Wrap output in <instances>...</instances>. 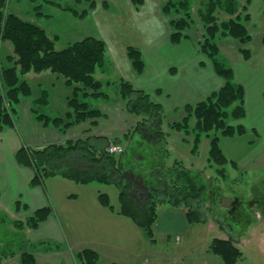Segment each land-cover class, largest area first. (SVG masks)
<instances>
[{"label": "rangeland", "instance_id": "1", "mask_svg": "<svg viewBox=\"0 0 264 264\" xmlns=\"http://www.w3.org/2000/svg\"><path fill=\"white\" fill-rule=\"evenodd\" d=\"M93 1L96 2L95 9L91 8V2L88 0H82L80 3L77 0H38L37 2L8 0L12 12L28 21L49 26L47 33L51 37H55V34L58 35L56 37L57 49H62L74 41L89 36L96 37L95 35H98L97 38L103 39L107 44L105 66L97 71L96 79L105 84L103 91L109 95L112 103L121 102L120 106H125L123 104L125 100L122 99L119 91L122 81H128L135 88L145 90L147 93H149L148 89H152L154 86L159 87L149 93L151 96L153 95L154 99L158 97V91L162 86L168 89L167 85L170 84V80L175 83L172 95L166 97V104H164L169 107L165 111L164 129L168 135V150L172 154L169 160L164 161L166 169L171 168L176 159L183 161L194 172H203L207 178L213 180L211 182L214 188L212 193H214V197L220 195L217 197L220 202L224 197L239 202L233 208L234 210L224 209L221 205H217L214 210H211L207 222L201 224H189L185 219L181 220V217H184V209L173 208L166 204L161 205L159 219L154 227V241L130 220L133 230L123 242V245L127 246V252L132 251L133 256L138 255V264H141L145 257H149L157 264L173 261H179L180 264H225L221 257L211 251L210 246L216 238L228 240V237H232L243 252L240 264H264V45L262 43L264 39V0H237L239 10L234 18L240 16L241 22L247 26L252 37L249 43L241 44L240 41L230 36H223L222 33L216 40L220 46L219 59L223 61L225 67L234 70L235 84L242 85L245 90L244 118L236 120L230 117L226 122L233 127L242 125L247 132L243 136L236 135L235 137H225L221 131L212 132L211 137L203 135L198 155H192V145L181 140L184 139V134L170 128L169 124L183 120L186 116L184 107L187 104L195 105L206 100L226 83L214 70L213 62L201 51L202 43L207 37L208 26L205 16L207 15L208 0H191L192 22L184 33L188 39L180 45H174L171 42V35L174 33L171 21L180 19L184 15L177 10L172 11L171 15L165 14L164 8L170 0H141V3L139 0ZM173 1L178 4L181 0ZM247 3H249L248 11H244L243 8ZM39 5L41 7L36 9ZM85 12H87V16L83 15ZM247 15L250 16V21L246 20L245 16ZM210 18H214L217 24L221 25L233 17L228 15L223 8L217 7ZM130 46L138 48L142 52L146 66L148 63L150 64V60L153 61V58L157 56L160 60L158 64L163 62L162 65L164 64L168 70L167 75L157 79L156 76L151 75L150 71H146V75L138 76L127 57V48ZM241 49L251 51L252 58L249 61L244 59L240 52ZM13 55V46L9 42L0 40V77H2L3 68L12 62L7 58ZM196 66H198L200 91L203 90L204 82L209 78V74L213 76L214 84L210 86V90L199 93L194 90L196 94L190 96L191 89H194L190 84V78L192 72L196 71ZM173 71L176 73L173 74ZM60 82H55L56 85H45L47 92L51 95L52 103L46 108L36 105L39 113H48L51 117L65 115L68 110L64 103V93L67 92V88L62 85L63 81ZM1 84L0 78L2 90ZM34 90L36 91V86H34ZM187 92H189V96ZM162 101L165 100L162 99ZM176 106L179 108L176 109ZM123 107L115 109L120 115L119 121H113V124L106 123V128L117 129V132L121 131L126 137L128 133L130 136L132 135L137 122L143 118L133 115L137 119L136 125L132 126L135 122L132 121V117H129L128 122L126 121L127 115L124 110L127 108ZM170 107L174 109H170ZM238 107H240V102H236L229 112ZM115 110L111 109L109 113L113 114ZM127 113L129 112L127 111ZM16 115H14L15 121L19 118V106ZM192 123L195 124V119ZM130 127L131 130H129ZM61 133L66 134L65 132ZM215 136L220 138V147L229 161L225 167L213 163L210 165L208 161L210 143ZM126 138H123L122 143L124 149L131 145V151L135 150L134 153L138 152L145 157L154 150V148H149L148 152L146 147L140 148L138 141L141 138L138 134L135 135L131 143L129 138ZM192 138L188 139L192 140ZM112 144L115 143L113 141L106 142L104 146L109 147ZM23 148L35 149L23 145L19 151ZM156 150L158 149L156 148ZM137 159L138 161L133 164L135 173L149 175L145 168L150 169L154 164L153 160L139 161L138 157ZM27 168L34 172L32 167ZM221 170H226L224 172L227 179L219 175ZM49 179L51 178L46 179L40 186H44ZM61 181L65 182L60 178L51 179L48 187L51 188L52 184V187L55 188L54 184ZM67 184L76 187L75 183ZM96 186L102 189V194L108 195L106 192H109L111 205L120 209L117 197L118 189L115 185L98 184ZM216 218L221 223L223 222L226 231L220 229ZM126 255L127 253L118 251V256L115 258L123 259L122 257ZM127 258L129 257H125V259ZM131 261L137 263L134 257Z\"/></svg>", "mask_w": 264, "mask_h": 264}, {"label": "trees", "instance_id": "2", "mask_svg": "<svg viewBox=\"0 0 264 264\" xmlns=\"http://www.w3.org/2000/svg\"><path fill=\"white\" fill-rule=\"evenodd\" d=\"M77 1L82 2V0ZM88 1L91 2V8L95 9L96 2ZM190 2L191 0H181L176 4L170 0L164 8L167 15H171L175 10L184 15L180 19L171 21L174 29L171 42L174 45H180L188 39L184 33L192 22ZM248 4L244 6V11H248ZM40 7L41 5L36 9ZM217 7L223 8L233 18L221 25L217 24L214 18H210ZM238 10L237 0H208L205 16L208 26L207 37L202 43L201 51L213 62L214 70L226 83L206 100L195 105L187 104L184 107L186 116L183 120L169 124L170 128L184 134L183 140L192 145V155L199 154L203 135L211 137L212 132L221 131L225 137H235L243 136L247 132L242 125L233 127L226 122L230 117L236 120L244 118L245 90L242 85L235 84L234 70L225 67L226 65L219 59L220 46L218 41L216 42L220 33L223 36L233 37L245 45L252 40L247 26L241 22V17L234 18ZM86 13L83 15L87 16ZM245 17L250 21L249 15ZM0 40L9 42L13 46L14 53L7 58L12 62L3 68L0 77L3 88L0 92V131L15 126L14 118L17 116L18 106L32 95V86L24 79L30 73L51 72L64 78L66 84L72 87L73 94L68 97L69 111L66 115L51 117L39 113L36 107H32L35 119L44 127L57 128L66 133L76 125L89 120L107 118V114L92 105L94 100H109V95L103 91L105 84L96 79L97 71L105 66L107 44L103 39L89 36L57 49L56 39L51 37L40 24L20 17L10 10L8 0H0ZM262 43L264 45V39ZM240 52L245 60L249 61L252 58L250 50L241 49ZM127 56L135 72L142 76L147 67L142 52L130 46L127 48ZM119 91L126 102L129 114L143 118L137 122L138 127L131 131L132 135L128 133L125 138H129L131 143L138 134L141 138L138 141L139 147L142 149L146 147L148 152L151 147L157 148V155L151 153L145 157L138 152L134 153L135 150L131 151V145L121 155H112L107 152V145L99 151L91 148L92 144L89 140H78L69 141L65 145H49L42 149L23 148L15 156L17 163L34 169L32 185L36 186L52 177H62L82 185L97 183L117 186L120 203L118 213L133 220L153 241L154 227L158 221L161 205L183 208L189 224L206 223L211 210L217 205L220 206L217 198L220 195L214 197L212 193L213 180L207 178L203 172H194L180 160H176L171 168L166 169L164 161L170 157V153L167 147L168 135L164 129L166 115L163 105L156 102L151 94L135 88L128 81L121 82ZM158 92L162 93L161 90ZM236 102H240V107L229 112ZM194 119L195 124L192 123ZM105 142L109 143L107 140ZM113 142L122 144L123 140L115 139ZM141 153L144 154L143 151ZM137 157L140 158L139 161L153 160L152 167L145 168L149 175L135 173L133 164L138 161ZM208 161L210 165L216 164L220 167L229 164L220 147L218 136L211 140ZM224 171L226 170L219 171V175L227 179ZM99 200L104 207L114 210L108 195L99 194ZM52 213L53 209L50 206L44 207L35 211L25 222L14 221L13 225L19 230L24 228L37 230ZM215 220L220 229L226 231L223 222L221 223L218 218ZM228 238V240L214 239L210 249L221 257L225 264H240L243 252L238 247L237 241L232 237ZM16 243L17 239H14L11 247L0 251V263L4 258L15 256ZM76 259L80 264H98L100 255L92 249H84L77 253ZM20 262L37 264L34 253L27 251L20 255Z\"/></svg>", "mask_w": 264, "mask_h": 264}, {"label": "crops", "instance_id": "3", "mask_svg": "<svg viewBox=\"0 0 264 264\" xmlns=\"http://www.w3.org/2000/svg\"><path fill=\"white\" fill-rule=\"evenodd\" d=\"M42 27L48 32L49 26L42 25ZM57 36L55 34L53 38L56 39ZM95 36L98 37V35ZM56 42H58L57 39ZM159 61L158 57L155 56L153 61L150 60V64L147 61L148 69L146 67V71H150L151 75L156 76L157 79L168 73L164 64L162 65L163 62L158 64ZM197 69L198 66H196V71L191 74L190 84L194 89H191L190 96L196 94L194 90L197 93L210 90V86L214 84V78L209 74V78L204 82L203 90L200 91ZM146 71L143 75H146ZM24 79L31 84L32 95L28 99H24L19 105V118L15 122V126L0 131V251L7 250L11 247L12 240L17 239V247L14 250L15 256L4 258L0 264H21L20 255L25 251L34 253L37 264H80L76 255L84 249H92L99 253L100 261L98 264H135L131 259L134 257L136 261L139 260L138 255L133 256V252H127V246L123 245L124 239L128 238L130 231L133 230L131 226L133 224H130L131 219L120 215L119 209L115 206L112 205L114 210H111L101 204L99 194H101L102 189L96 186L97 183L82 185L62 177H54L51 179L60 178L65 182H57L54 184L55 188L51 184V188H49L48 183L51 181L49 179L44 186L33 187L31 185L34 177L33 170L19 166L15 157L23 145L42 149L49 145H65L69 140H89L92 149L102 150L104 143H106L105 140L111 142L115 139H121V137L125 138L121 131L117 132V129L106 128V123L113 124V121H119L120 115L115 109L123 107L119 104L121 102L112 103L110 99L94 100L92 102L93 107L99 108L107 114V118L89 120L73 127L66 134H62L56 128H45L36 121L32 107L38 104L45 108L49 106L52 103L51 95L47 92L45 85H54L55 82L63 81L64 84L62 83V85L67 88V92L64 93V103L68 108V97L73 94L72 87L66 84L64 78L50 72L30 73ZM34 86H36V91ZM167 86L168 89L163 86L160 88L163 92L157 94V98L152 97L164 106L165 111L169 108L164 105L166 104V97L172 95L175 83L170 80V84ZM158 88L154 86V88L148 89V92L151 93ZM187 95L189 96V92ZM43 97L44 100H42ZM123 104L125 105L123 108L126 109V103ZM175 108L179 107L176 106ZM111 109L115 110L113 114L109 113ZM170 109L174 108L170 107ZM68 111L69 108L65 115ZM124 111L127 115L126 121L128 122L129 117H132V121L135 122L132 126H135L137 118L127 113V109ZM44 114L49 116L48 113ZM124 117L125 115L123 119ZM181 140L183 141V139ZM167 147H169V142ZM157 152L156 148L151 151L153 155H157ZM67 183H75L76 187ZM106 193L111 202L109 192ZM117 197L119 201V190ZM49 206L53 209V213L37 230L30 228L19 230L14 227V221L25 222L35 211ZM182 219L187 221L185 211ZM118 251L125 252L127 255L118 260L115 258L118 256ZM125 257H129L128 260Z\"/></svg>", "mask_w": 264, "mask_h": 264}, {"label": "built area", "instance_id": "4", "mask_svg": "<svg viewBox=\"0 0 264 264\" xmlns=\"http://www.w3.org/2000/svg\"><path fill=\"white\" fill-rule=\"evenodd\" d=\"M107 152L112 155H121L124 152V148L120 145L112 144L111 146L108 147ZM141 264H155V262L149 257H145ZM163 264H180V262L173 261V262H168V263H163Z\"/></svg>", "mask_w": 264, "mask_h": 264}, {"label": "water", "instance_id": "5", "mask_svg": "<svg viewBox=\"0 0 264 264\" xmlns=\"http://www.w3.org/2000/svg\"><path fill=\"white\" fill-rule=\"evenodd\" d=\"M235 202L236 201L231 198L224 197L221 200V206L223 208L230 209Z\"/></svg>", "mask_w": 264, "mask_h": 264}, {"label": "flooded vegetation", "instance_id": "6", "mask_svg": "<svg viewBox=\"0 0 264 264\" xmlns=\"http://www.w3.org/2000/svg\"><path fill=\"white\" fill-rule=\"evenodd\" d=\"M239 204V202H235L233 205H232V207L230 208V210H232L233 208H235L237 205ZM251 205V204H250ZM234 210V209H233Z\"/></svg>", "mask_w": 264, "mask_h": 264}]
</instances>
